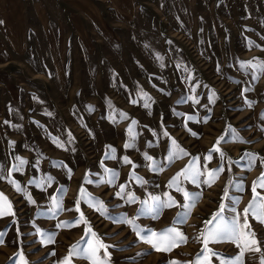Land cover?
I'll return each mask as SVG.
<instances>
[{
    "label": "rangeland",
    "instance_id": "obj_1",
    "mask_svg": "<svg viewBox=\"0 0 264 264\" xmlns=\"http://www.w3.org/2000/svg\"><path fill=\"white\" fill-rule=\"evenodd\" d=\"M261 61L264 0H0V192L15 213L0 218L6 233L0 264H20V254L28 264H60L73 244L83 237V247L92 239L84 224L64 226L81 212L108 246L109 264H191L204 247L195 237L205 222L221 203L226 218L235 215L232 207L243 212L253 182L264 173L259 159L250 170L242 159L245 153L264 157V73L241 66ZM229 128L245 142L234 140ZM173 140L188 155L169 164ZM214 147L223 160L219 152L205 160ZM113 149L114 158L106 159ZM17 157L27 163L9 177ZM193 157L201 171L205 165L224 171L211 187L180 177L182 188L202 196L187 222L176 225L187 243L171 252L154 250L130 225L83 201L75 211L83 187L111 217L125 214L140 228L160 232L184 211L183 194L168 184ZM153 161L161 170H152ZM105 169L119 173L113 184L99 183L109 178ZM122 184L124 199L116 195ZM225 189L228 198L222 199ZM127 193L137 201L129 203ZM166 193L176 206L164 208L158 219L141 214L150 195L166 200ZM56 200L63 210H55ZM248 222L264 241V223L251 215ZM45 232L55 234L54 242L41 243ZM208 247L221 258L240 251L232 243ZM260 247L244 253V264H261L264 243ZM72 264L89 261L74 258ZM212 264L220 259L213 257Z\"/></svg>",
    "mask_w": 264,
    "mask_h": 264
},
{
    "label": "snow or ice",
    "instance_id": "obj_2",
    "mask_svg": "<svg viewBox=\"0 0 264 264\" xmlns=\"http://www.w3.org/2000/svg\"><path fill=\"white\" fill-rule=\"evenodd\" d=\"M242 67H249L252 70L259 71L264 73V61L259 62L256 65H253L251 62L247 64H242ZM146 95V94H145ZM198 103V101H196ZM148 104H145V107H148ZM123 118H127L126 114H123ZM189 119H195L194 117H189ZM136 122L133 121V124ZM228 132L232 133L233 139L238 140L239 142H245L242 138L235 133L234 129L229 128ZM130 136L133 134L132 129L129 128ZM195 135V133H193ZM167 135V133H165ZM224 137H220L217 141V144L223 140ZM57 146L62 147L59 141H55ZM126 148L131 147L130 144L125 145ZM212 152H219L220 159H224V153L220 148L214 147L209 154L205 157V160H211ZM115 150L113 149L111 153H106L105 158L110 159L114 158ZM188 153L182 149L175 140L172 141V147L168 150L167 162L170 164L174 162V160L181 158L182 156H187ZM146 159L151 160V157H145ZM18 163L14 164L11 169L8 171V176L11 177L13 172H19L22 170L23 166L27 163V161L17 157L15 158ZM242 159H247L249 170L255 166L256 161L259 159L261 164H264V157H259L257 154L253 153H245ZM124 163H131V161L127 158H123ZM199 157H193L189 164L181 170V173H177L176 176L169 181L168 187L175 188L176 191L181 192L184 196L185 203L181 205L184 211L177 214L176 219L173 221L172 226H169L160 232H156L152 229H144L140 228L136 225L134 219H128L125 214H121L117 217H111L109 215V211L107 207L104 205V202L99 200L98 198L92 197L90 193L87 192L86 189L81 187L80 196L76 201L75 211L80 212L79 205L81 201L88 204L89 207L94 208L96 211H99L102 215H105L107 218L112 219L117 223H126L130 225L133 231L136 232L139 239L152 246V248L156 251L162 252H171L174 248L180 246L181 244H186L188 241V237L180 231L176 225L184 224L187 222L188 217L191 215L192 209L195 207L196 203L200 200L202 193L200 192H188L184 188L181 187L180 177L183 176L184 180L189 181L192 184H195L198 188L201 184H206L209 187L215 183L216 179H218L219 174L224 171L223 166L216 169H208L205 165L204 171H201L199 166ZM153 171L161 170V166L153 161L150 165ZM105 172L108 174L107 180H101L99 183H108L113 184L119 177V173L112 169H105ZM3 176V165L0 164V177ZM201 177H205V179L201 180ZM132 178L144 183L142 178L136 177L135 174H132ZM49 181L53 178L48 177ZM88 183H92V181H86ZM9 183L13 185L15 190L18 193L23 194L30 203H35L32 199L31 195L28 193L27 189L22 187L19 182L14 179H9ZM35 181L30 180L29 184H33ZM125 185H120V191L116 193L118 197L124 199L125 196ZM264 189V173H261L260 177L257 178L256 181L253 182L252 185V199L249 201L247 206L243 209V212H237L235 207L231 208V212L235 213L231 218H226L224 213L226 211V205L221 203L219 210L213 214L212 218L205 222V228L200 233V236L195 237L197 241L202 239V243L204 245L202 252L197 254V257L191 264H212V258L217 257L220 259V264H244L243 257L246 251H256L261 252L260 244L264 243V241H258L256 239V234L251 230V226L248 222V217L251 215L256 221L260 223H264V194L258 192L257 189ZM239 190L243 191V185H239ZM166 200H161L159 196H149V200L144 201L143 203L146 205L144 209L141 210V214L151 215L152 219H158L162 214L164 208L176 206L177 202L168 194ZM128 202L134 203L137 201V197H135L132 193H127ZM228 198V191L225 189L224 197L222 199ZM55 199V198H54ZM154 202V203H150ZM240 203L239 198L233 200L234 205H238ZM55 210H63V204L61 200H56L55 202ZM71 210V209H69ZM13 206L9 198L0 192V218L5 216L14 215ZM42 214V213H41ZM55 214V211H53ZM241 217L243 219H241ZM79 224L86 225L85 234H90L92 239L84 241V246H81V242L84 238H81V241H77L76 244L71 246L68 255L60 262V264H72L73 259H84L89 261V264H109V253L107 251L108 246L103 243V241L97 236L95 232L92 231L91 225L84 217L81 212L79 218L72 222H64V226L72 227L78 226ZM59 226V225H58ZM39 231V229H38ZM147 232V235H143L142 233ZM6 233L0 232V244L4 243V237ZM41 243H44L46 239L49 243L54 242L55 234L54 233H42ZM210 243H232L237 248L240 249L239 253L232 257H222V254L216 253L213 249L209 248L208 245ZM101 250H103V257L100 255ZM148 253H143L142 255H147ZM20 264H28L27 260L24 258L23 254L19 256ZM168 264H180L179 261L171 260ZM187 264V262H185ZM261 264H264V258L261 260Z\"/></svg>",
    "mask_w": 264,
    "mask_h": 264
}]
</instances>
